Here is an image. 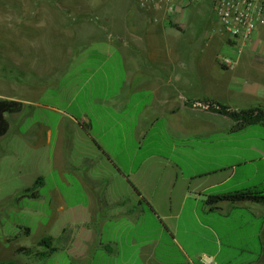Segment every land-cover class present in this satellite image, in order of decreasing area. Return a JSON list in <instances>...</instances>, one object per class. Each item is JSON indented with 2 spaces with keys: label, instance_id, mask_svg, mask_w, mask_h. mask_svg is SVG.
<instances>
[{
  "label": "rangeland",
  "instance_id": "obj_1",
  "mask_svg": "<svg viewBox=\"0 0 264 264\" xmlns=\"http://www.w3.org/2000/svg\"><path fill=\"white\" fill-rule=\"evenodd\" d=\"M114 6L117 12L112 14ZM214 6L215 0H203L188 6L196 10L184 11L181 15L192 27L179 22L173 27L181 29L179 31L184 36L176 29H167L172 35L184 38L176 46L179 69L192 71L195 75L198 85L193 93L200 91L202 95L212 96L234 108L255 107L259 101L242 98L239 91L232 88L234 82L243 81L249 62V59H240L239 55L248 52L255 60L264 59V35L245 52L231 47L215 17ZM128 8L138 14L150 13V8H142L140 0H0V99L25 103L21 114L8 116L11 130L0 138V264L10 261L15 264L74 262L75 248L82 246L83 237L73 238L69 244V236L79 229L73 227L69 233L63 230L72 218L79 215L73 211L58 216L52 206L60 194L69 195L74 203L79 198V189L68 190L61 182L59 170L52 164L54 146L43 140L49 129L54 135L58 132L62 118L58 110L61 109L77 116L89 110L102 123L123 117L91 103L96 98L107 99L141 80L135 75V70L139 69L128 70L121 51L107 44L110 41L125 43L126 40H117L115 34H126L124 23ZM129 13L128 19L131 17ZM81 42L88 44L82 46ZM217 57L234 59L236 68L225 72L217 63ZM52 62L48 73L36 74V66ZM147 65V69H156L151 63ZM128 73L134 76L129 77ZM140 98L141 95H135L134 103ZM134 103L124 113L127 117L137 116ZM187 114L181 112L173 118L166 114L161 118L180 123L174 134L193 139L186 147L178 146L168 138L162 140L160 125L152 129L148 121L143 127L151 131L142 143V153L157 154V157L148 159L140 175L151 190L173 184L180 188L191 182L195 191L205 182V178L196 177L218 166L234 167L243 159L250 160L264 154V126L257 125L232 134L233 121L223 116L217 123L206 118V123L217 126L215 131H209L205 123L200 126L196 121L191 122ZM126 128V125H117L114 130L116 140L113 138L110 143L117 150L125 144L121 135ZM137 146L138 142L131 136L128 149L134 150ZM186 150L193 151L195 156L184 157L182 152ZM34 192H39L38 199L32 197ZM162 208L164 212L169 210V206ZM190 209L189 204L185 219ZM165 222L172 226V221ZM187 226L190 231H196L191 222L181 223V231ZM28 228L32 235L26 233ZM47 236L58 239L54 246L60 251L52 259L37 261L15 255L20 247L36 248ZM179 236L184 243L192 239L191 236L186 238L182 232ZM11 239L16 240L9 242Z\"/></svg>",
  "mask_w": 264,
  "mask_h": 264
},
{
  "label": "crops",
  "instance_id": "obj_2",
  "mask_svg": "<svg viewBox=\"0 0 264 264\" xmlns=\"http://www.w3.org/2000/svg\"><path fill=\"white\" fill-rule=\"evenodd\" d=\"M112 10V14L117 12L115 6ZM188 10L196 9L185 7L169 14L149 9L150 13L143 15L128 8L124 23L127 32L115 34L117 40H126L125 43L110 41L107 44L121 51L128 70L139 69L135 70V75L141 80L107 99L96 98L91 103L123 117L102 123L89 110L77 116L61 109L58 110L62 115L58 132L54 135L49 129L45 134L43 141L54 146L52 164L59 170L61 182L68 190L79 189V198L74 203L69 195L60 194L52 206L55 215L66 216L73 211L79 215L63 230L69 233L73 227L79 229L75 234L74 231L71 233L69 244L73 238L83 237L82 246L75 248L76 256L71 264H264V205L224 202L212 207L207 204L209 195L248 188L264 189L263 153L258 158L243 159L237 166H218L196 177L205 178V182L195 191L191 182L180 188L173 184L151 190L140 176L148 159L157 157L155 153H142V143L151 131L143 128L148 121L152 129L161 126L158 134L162 140L168 138L174 144L186 147L187 144L180 145L177 141L183 138L174 134L180 123L161 118L166 114L173 118L184 112L188 113L191 122L196 121L200 126L205 123L207 130L215 131L216 124L206 123V118L217 123L223 117L203 106H186L188 99L218 101L197 90L193 93L198 85L195 75L192 71H181L179 56L175 57L176 46L184 38L172 35L167 29H176L173 28L177 25L175 22L192 27L181 15ZM115 22L118 26L117 20ZM179 30L178 33L183 35ZM259 34L258 39L264 35V29ZM86 44L82 43V46ZM238 57L249 59V62L243 81L234 82L232 89L239 91L242 98L254 99L264 105V59L255 60L248 52ZM216 60L223 69L221 58ZM233 61V67L223 69L225 72L236 68V61ZM53 62L36 66V74L48 73L51 70L48 66ZM148 63L156 69H147ZM135 95H141V98L134 103ZM132 103L137 110L135 118L124 115ZM117 125L128 126L121 135L125 144L118 150L110 143L111 139L116 140L114 130ZM131 136L139 144L134 150L128 149ZM184 140L191 142L193 139ZM182 154L184 157L195 156L191 150ZM189 204L190 214L185 219ZM164 206H169L167 212H164ZM169 220L171 227L165 222ZM184 222L194 223L196 231H190L189 226L181 231ZM181 232L192 239L184 243L179 236ZM69 247L74 250L73 246ZM56 249L57 252L45 260L52 259L60 251ZM8 264H15V261Z\"/></svg>",
  "mask_w": 264,
  "mask_h": 264
},
{
  "label": "trees",
  "instance_id": "obj_3",
  "mask_svg": "<svg viewBox=\"0 0 264 264\" xmlns=\"http://www.w3.org/2000/svg\"><path fill=\"white\" fill-rule=\"evenodd\" d=\"M224 70H228L223 66ZM186 106L196 107L203 106L208 111L224 116L231 121L233 125L230 129L232 134H237L248 130L251 127L257 125L264 126V105H258L256 107L248 109H236L230 105L220 103L211 98H205L203 100H186ZM25 110V103L16 99H0V138L5 137L11 130V123L8 119L9 115L21 114ZM180 145H186L187 142L184 139L177 140ZM30 192V191H29ZM33 198L38 199L40 197L39 192H34ZM224 202L243 203L252 202L256 204L264 205V189L261 188H248L234 192L209 195L207 204L209 206H217ZM28 235H30L31 229H25ZM16 239H11L9 242H13ZM55 240L53 238L42 239L36 248L20 247L16 253L27 258L43 261L46 258H50L57 252L54 246Z\"/></svg>",
  "mask_w": 264,
  "mask_h": 264
},
{
  "label": "built area",
  "instance_id": "obj_4",
  "mask_svg": "<svg viewBox=\"0 0 264 264\" xmlns=\"http://www.w3.org/2000/svg\"><path fill=\"white\" fill-rule=\"evenodd\" d=\"M203 0H140L143 8L175 13ZM214 14L227 35V42L240 52L250 48L264 29V0H215ZM222 66L231 68L232 58H221Z\"/></svg>",
  "mask_w": 264,
  "mask_h": 264
}]
</instances>
